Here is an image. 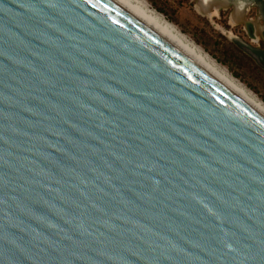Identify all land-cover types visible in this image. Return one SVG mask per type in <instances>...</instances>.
Wrapping results in <instances>:
<instances>
[{
  "label": "water",
  "instance_id": "95a60500",
  "mask_svg": "<svg viewBox=\"0 0 264 264\" xmlns=\"http://www.w3.org/2000/svg\"><path fill=\"white\" fill-rule=\"evenodd\" d=\"M0 264H264V111L125 0H0Z\"/></svg>",
  "mask_w": 264,
  "mask_h": 264
},
{
  "label": "rangeland",
  "instance_id": "374dc122",
  "mask_svg": "<svg viewBox=\"0 0 264 264\" xmlns=\"http://www.w3.org/2000/svg\"><path fill=\"white\" fill-rule=\"evenodd\" d=\"M145 2L264 102V72L235 45L224 19L204 14L196 0Z\"/></svg>",
  "mask_w": 264,
  "mask_h": 264
},
{
  "label": "flooded vegetation",
  "instance_id": "af4514ba",
  "mask_svg": "<svg viewBox=\"0 0 264 264\" xmlns=\"http://www.w3.org/2000/svg\"><path fill=\"white\" fill-rule=\"evenodd\" d=\"M199 6V0H196ZM204 14L224 19L235 45L264 72V0H202Z\"/></svg>",
  "mask_w": 264,
  "mask_h": 264
},
{
  "label": "bare ground",
  "instance_id": "6f19581e",
  "mask_svg": "<svg viewBox=\"0 0 264 264\" xmlns=\"http://www.w3.org/2000/svg\"><path fill=\"white\" fill-rule=\"evenodd\" d=\"M134 6L136 9L141 11L147 17L156 22L164 30H166L170 35H172L176 40H178L182 45L189 49L193 54L200 58L204 63L211 67L215 72H217L232 88L246 96L255 105H257L262 111H264V102L255 96L246 86L242 85L239 80L237 81L224 67H221L215 60H213L209 55L204 53L201 48H199L192 41L188 40L180 31H178L171 23L165 20L160 14L150 9L145 0H125ZM199 6L201 9H205L204 1L199 0ZM198 6V8H199Z\"/></svg>",
  "mask_w": 264,
  "mask_h": 264
}]
</instances>
